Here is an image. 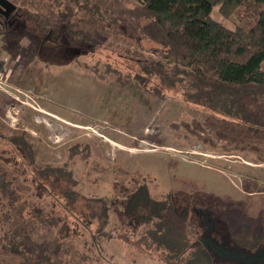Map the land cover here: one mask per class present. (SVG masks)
I'll list each match as a JSON object with an SVG mask.
<instances>
[{"label":"rangeland","instance_id":"obj_1","mask_svg":"<svg viewBox=\"0 0 264 264\" xmlns=\"http://www.w3.org/2000/svg\"><path fill=\"white\" fill-rule=\"evenodd\" d=\"M9 1L16 6L10 13H15V19L11 15L0 26V156L9 160L12 187L24 197L18 203L25 206L15 207L26 217L32 215L29 228L34 238L49 242V231L55 228L40 219L54 204V195L46 189L44 198L38 199L36 186L30 181L22 184L34 165L46 164L72 168L85 194L104 195L112 201L108 237L100 239L105 248L100 244L101 253L96 244L83 246L84 239L90 241L89 232H95L94 224L83 228L77 216L55 203L51 216H61L69 233L76 230L78 234L65 242L67 254L61 260L54 258L52 264H166L169 260L189 264L185 257L166 258V252L144 239L153 222L130 217L121 222V202L140 186H146L156 199L174 194L172 217L188 237L210 235L220 242L230 233L241 246L257 239L264 242V95L250 106L262 113L256 124L186 100L184 92L194 91L189 75H181L182 81L171 88L167 80L160 83L154 75H142L145 80L140 83L135 60L149 57L167 68L175 64V58L166 56L170 50L157 29L149 32L151 39L139 41L75 23L73 30L85 27L88 38L107 47L79 55L72 49L37 53L39 25L33 14L45 10L51 0ZM67 1L76 7L74 0H62L60 10ZM237 11L224 17L215 4L211 16L229 28L253 20L244 7ZM22 138L33 152L32 166L29 151L24 148L23 158L13 143L15 139L23 147ZM128 223L134 225V232ZM5 228L7 224L0 223V235ZM118 234L128 242L117 239ZM140 237L149 247L137 241ZM235 242L227 246H236ZM6 260L0 264L33 263L18 255H8Z\"/></svg>","mask_w":264,"mask_h":264},{"label":"trees","instance_id":"obj_2","mask_svg":"<svg viewBox=\"0 0 264 264\" xmlns=\"http://www.w3.org/2000/svg\"><path fill=\"white\" fill-rule=\"evenodd\" d=\"M74 1L75 8L67 1L64 10H60L62 0H51L45 10L42 8L34 12V19L39 25L37 53L41 54L44 49H72L73 53L79 55L107 47L91 36L88 38V30L85 27L73 30L75 23H82V26L91 25L96 30L133 37L139 41L145 37L151 39L149 32L157 29L162 34L163 44L169 47L170 51L166 56L175 58V64L167 68L161 61L149 57L135 60L140 68L135 76L140 83L145 80L142 75H154L160 79V83L167 80V86L171 88L182 81L184 75H189L194 91L184 92L186 100L207 106L231 118L246 119L256 124L257 119L261 118L262 113H257V110L250 106L264 95V0H134V3L129 5L120 0ZM215 4L220 5V12L224 17H231L237 10L240 11V7H244L253 20L238 22L235 27L229 28L212 18L211 12ZM81 11L86 12V15H81ZM12 17L15 19V13H12ZM82 28H85L86 32ZM3 35L1 32V36ZM246 112L251 117H248ZM13 140L23 158L26 154L24 148L29 151L32 166L33 152L27 141L19 139L24 144L22 147ZM10 170L9 160L1 155L0 223L2 226L7 224L8 228L0 235V262H6L8 255H18L25 262H33L30 264H52L54 258L61 260L63 255L67 254L64 251L65 242L71 240L78 232L74 230L70 234L68 224L61 216H51L55 203H58L65 213L72 212L70 215L77 216L83 228L94 224L96 230L89 232L90 241L84 239L83 246H88L87 243L90 242L97 245L98 253L102 252L104 245L101 240L108 237L106 226L110 222L112 201L108 197L94 193L85 194L72 168L64 165H34L29 170L32 175L24 177L22 184L30 181L33 187L36 186L39 193L38 189H34V193L38 199L44 198L43 191L46 189L55 198L54 204H49L51 208L40 219L41 223L47 222L55 228L54 232L52 229L49 231L52 235L49 242H39L29 228V222L33 220L32 215L26 217L19 207H15L16 204L25 206L18 203L24 197L18 195L12 187L14 182ZM17 170L20 174L24 173ZM173 197L174 194L169 193L161 199H156L151 196L146 186H140L124 197L121 202L123 211L118 217L121 222L124 217L139 219L142 223L153 222L155 226L148 235L146 233L144 239L153 242L156 250L166 252L168 259L174 257L182 260L185 257L189 264H242L214 255L202 245L200 236L197 239L188 237L184 227L172 217L171 210L176 204ZM13 210L17 211V214H14ZM137 210L143 213L135 215L139 213ZM128 224L134 232V225ZM194 233L196 235L197 231ZM116 238L128 242L123 234H118ZM227 238L229 242H235L230 233ZM137 241L149 247L143 238L140 237ZM250 243V246H241L236 242L235 245L250 251L264 245V242L260 244L258 239ZM50 244L53 248L49 249ZM214 257L222 262H215ZM103 259L104 256L100 254L99 260ZM166 262L171 264L170 260Z\"/></svg>","mask_w":264,"mask_h":264},{"label":"water","instance_id":"obj_3","mask_svg":"<svg viewBox=\"0 0 264 264\" xmlns=\"http://www.w3.org/2000/svg\"><path fill=\"white\" fill-rule=\"evenodd\" d=\"M15 4L9 0H0V10L5 16H8L15 9ZM203 246L209 249L214 255L230 261L242 264H264V245L254 251L238 248L237 246L229 247L228 238L223 237L222 241H217L210 235L199 237Z\"/></svg>","mask_w":264,"mask_h":264},{"label":"flooded vegetation","instance_id":"obj_4","mask_svg":"<svg viewBox=\"0 0 264 264\" xmlns=\"http://www.w3.org/2000/svg\"><path fill=\"white\" fill-rule=\"evenodd\" d=\"M11 15H12V14H10V15H8V16H5V15L3 14L2 10H0V16H1V18L3 19V21H2V25H4V26L6 25L8 19L11 18ZM0 23H1V22H0ZM200 222H201L202 225L205 224V221L203 222L201 218H200ZM205 234H208V231H206ZM204 237H206V236H204Z\"/></svg>","mask_w":264,"mask_h":264}]
</instances>
